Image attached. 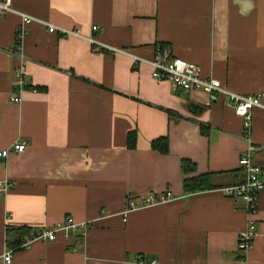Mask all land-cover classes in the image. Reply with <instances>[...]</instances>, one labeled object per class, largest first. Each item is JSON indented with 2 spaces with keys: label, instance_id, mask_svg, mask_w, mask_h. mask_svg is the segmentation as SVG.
Returning a JSON list of instances; mask_svg holds the SVG:
<instances>
[{
  "label": "crops",
  "instance_id": "crops-1",
  "mask_svg": "<svg viewBox=\"0 0 264 264\" xmlns=\"http://www.w3.org/2000/svg\"><path fill=\"white\" fill-rule=\"evenodd\" d=\"M11 5L0 14V150L22 139L27 147L0 158V181L13 182L0 193V264L6 251L9 264H264V189L253 214L221 190L242 180V117L226 95L175 89L132 59L152 58L162 45L228 89L264 92V0ZM19 11L36 20L22 24ZM40 20L71 32L49 31ZM20 63L36 89H19ZM161 137L166 152L151 145ZM251 139L252 160L264 167V108L253 110ZM186 160L196 174H226L215 176L214 188L185 193ZM167 190L171 199L127 210V195ZM67 215L90 224L79 243L71 238L74 251L61 231L9 247L7 227L32 235ZM250 220L254 242L240 251L237 235Z\"/></svg>",
  "mask_w": 264,
  "mask_h": 264
},
{
  "label": "built area",
  "instance_id": "built-area-1",
  "mask_svg": "<svg viewBox=\"0 0 264 264\" xmlns=\"http://www.w3.org/2000/svg\"><path fill=\"white\" fill-rule=\"evenodd\" d=\"M12 0H0V14H4L12 9ZM22 24L36 20L35 16L26 12H18ZM43 24H46L49 31H61L71 32L67 28L57 26L51 22L40 20ZM97 25H93L95 29ZM19 37V36H18ZM15 42V50L18 49L19 41ZM89 40L94 41L93 37H89ZM109 49V48H108ZM112 50L118 48L111 47ZM133 64L145 61L151 67V75L159 80H169L175 89L188 91L191 89H203L205 90L210 99H216L221 95H226L229 101V105L234 110L235 114L242 117L243 136L247 141V146L241 151L238 159V167L242 173V180L230 185L222 187L224 194L230 198L238 199L244 209L253 214L256 209L258 193L264 189V167L255 164L252 160V151L254 149L251 139V127L252 116L255 108H264V92L258 91L255 93H240L228 89L225 87L218 78L204 75L201 72L200 67L192 61L186 60L177 55H173L168 49L158 47L156 54L152 58H143L133 55ZM14 80L20 88H35L31 84L29 85L25 78V65L20 63L14 67ZM9 99L13 102H19L21 96L19 93H13L9 96ZM27 147L26 140L22 139L9 148L0 150V158H6L11 153H20ZM11 181H0V193L12 187ZM173 197V193L169 190L163 192L149 191L141 194H129L127 195V210L135 209L138 207L148 206L165 202ZM126 210V211H127ZM90 224L88 222L77 223L70 215L65 216L63 221L59 224L52 225L39 229L32 235H25L22 239L21 247L28 246L31 241L38 239L42 241L54 240L57 237L59 231L64 233V239L67 244L71 246V238L76 237L75 241L79 243V236H83ZM255 238V227L250 220L246 227L241 230L237 235V249L240 251H246L252 247ZM69 251H74V245L69 247ZM11 251H6L2 257L3 264H9L11 262ZM151 264H157L156 261H152Z\"/></svg>",
  "mask_w": 264,
  "mask_h": 264
},
{
  "label": "trees",
  "instance_id": "trees-1",
  "mask_svg": "<svg viewBox=\"0 0 264 264\" xmlns=\"http://www.w3.org/2000/svg\"><path fill=\"white\" fill-rule=\"evenodd\" d=\"M134 140V133H130L128 136V145L130 147L134 146ZM151 145L153 148L157 149L160 152L167 151L166 137H161L157 140H153ZM182 168L185 174L183 179V189L185 193L214 188L217 186V184L214 183L215 176L226 174L225 172L204 175L196 174L194 164L188 160L182 162ZM27 234H29V228L26 226L7 227L6 236L9 247L18 248L23 236Z\"/></svg>",
  "mask_w": 264,
  "mask_h": 264
}]
</instances>
